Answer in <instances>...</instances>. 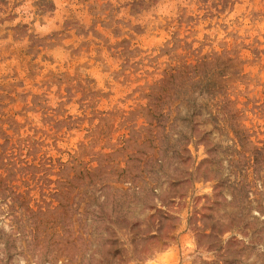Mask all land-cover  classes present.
Listing matches in <instances>:
<instances>
[{
	"label": "rangeland",
	"instance_id": "1",
	"mask_svg": "<svg viewBox=\"0 0 264 264\" xmlns=\"http://www.w3.org/2000/svg\"><path fill=\"white\" fill-rule=\"evenodd\" d=\"M0 264H264V0H0Z\"/></svg>",
	"mask_w": 264,
	"mask_h": 264
}]
</instances>
